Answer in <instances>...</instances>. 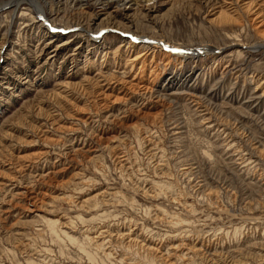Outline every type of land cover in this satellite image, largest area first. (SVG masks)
<instances>
[{"label": "rangeland", "instance_id": "374dc122", "mask_svg": "<svg viewBox=\"0 0 264 264\" xmlns=\"http://www.w3.org/2000/svg\"><path fill=\"white\" fill-rule=\"evenodd\" d=\"M39 1L0 0V264H264V0Z\"/></svg>", "mask_w": 264, "mask_h": 264}, {"label": "bare ground", "instance_id": "6f19581e", "mask_svg": "<svg viewBox=\"0 0 264 264\" xmlns=\"http://www.w3.org/2000/svg\"><path fill=\"white\" fill-rule=\"evenodd\" d=\"M30 1V3H32V5L36 8V10H37V12H38V14L39 15H41L42 17H44L45 16V8H44V6L40 3V1L39 0H29ZM138 1H140V0H102L101 2H103V9H105L106 8V6L105 5H109V4H111V3H117L118 5L119 4H129V3H138ZM224 1V0H223ZM256 1V0H255ZM254 1V2H255ZM9 2V1H8ZM8 2H6V3H8ZM5 2L4 3H0V6H2V5H5L6 4ZM45 4L47 3V1L45 0V2H44ZM250 3H253V0L250 2ZM249 3V4H250ZM257 3V2H256ZM256 3H255V5H256ZM262 3V2H261ZM260 2H259V4H261ZM18 4V3H17ZM248 6H250V5H248ZM146 9V12H148V13H150V10H148V8H145ZM144 9V10H145ZM143 10V12L145 13V11ZM260 10V9H259ZM262 11V10H261ZM148 13H146V14H148ZM261 13V12H260ZM145 14V15H146ZM50 41H48L47 43H49ZM61 45H63V44H57L56 45V47H54L52 50H51V54H50V56L49 57H54L56 54H57V52L59 51V46H61ZM133 46V45H132ZM172 50H176L175 48H172ZM140 53V52H139ZM184 53V52H183ZM143 54V53H142ZM145 54V53H144ZM185 56V55H184ZM142 57V55H137L136 54V56H133V57H131L130 58V61H131V63H133L134 61H137L138 59H140ZM174 79V78H173ZM26 81H27V79H26ZM174 82V81H173Z\"/></svg>", "mask_w": 264, "mask_h": 264}]
</instances>
